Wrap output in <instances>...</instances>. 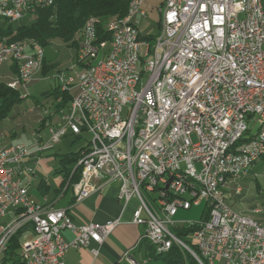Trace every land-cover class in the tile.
<instances>
[{
	"label": "built area",
	"instance_id": "2783aa9c",
	"mask_svg": "<svg viewBox=\"0 0 264 264\" xmlns=\"http://www.w3.org/2000/svg\"><path fill=\"white\" fill-rule=\"evenodd\" d=\"M163 4H169L167 26L151 41L140 32L148 18L145 0L125 28L111 27L120 31V45L94 76H86V68L105 41L98 39L94 21L76 34V62L54 79L61 93L72 83H80V90L68 114H61L47 130L46 139L37 129L29 144L10 146L0 129V220L11 216L9 223L0 225V260L10 239L26 227L33 237L20 244L19 264H64L70 250L90 242L101 245L121 224L119 217L76 226L69 209L30 198L41 159L67 134H86L89 142L75 166L78 181H66L62 190L69 188L73 204L118 183L122 211L135 202L130 224L142 228L138 241L155 252L175 247L196 264H264V219L239 220L226 198L227 192L240 195L239 182L264 150V130L250 134L243 150L233 149L241 125H254L264 117V37L254 1ZM39 5L41 0H0V18L25 19L27 11ZM157 11L160 16V8ZM5 52L0 47V69L16 70L7 86L27 99V71L38 69L41 75L44 49L16 48L12 61H5ZM138 59H145V73H136ZM48 109H39L42 119ZM173 164L183 166L184 175L174 174ZM220 166L232 169V176L216 187L213 173ZM200 205L199 222L174 220L178 211ZM188 226L195 229L189 246L179 249L183 241L172 232ZM64 231L73 234L71 241L63 240ZM159 239H166L165 249H158ZM123 259L135 263L127 254Z\"/></svg>",
	"mask_w": 264,
	"mask_h": 264
},
{
	"label": "trees",
	"instance_id": "16d2710c",
	"mask_svg": "<svg viewBox=\"0 0 264 264\" xmlns=\"http://www.w3.org/2000/svg\"><path fill=\"white\" fill-rule=\"evenodd\" d=\"M54 4L50 8L39 10L33 17H30L28 22L20 21L17 23H10L0 18V40H4L7 43H14L19 41H33L35 44L40 46L42 49L52 48L57 53V61L49 64L46 58H44L41 75L44 77L56 72H62L59 67V63L63 62L62 56H59L60 49L63 46L69 45L74 48L73 62L77 59V39L76 34L84 26L85 21L88 18H95L99 21L97 26L98 39L103 42L101 44L105 49L108 50L110 43V35L105 29V25L108 21L115 18H122L128 11L131 0H53ZM264 7V0H262ZM163 5V3H161ZM160 21L156 23L158 30L160 29ZM141 36L151 41L155 36L150 34H141ZM106 50V52H107ZM59 58V59H58ZM9 69V68H6ZM11 73L15 75L16 70L14 67H10ZM9 69V70H10ZM40 75V74H39ZM10 81V80H9ZM7 80H0V129L2 130L3 124L9 126L14 125L15 130L23 127L22 122H14V118L19 113L18 108L23 102V98L20 95L8 88ZM75 92H64L61 93L57 86H55L49 94L46 96L48 103L46 105H39L36 108L39 111L40 108H49V115L44 117L40 121V128L49 127L47 123L51 121H59L60 113L67 111L69 103L72 100V96ZM59 100V102H57ZM16 112V113H15ZM6 122V123H5ZM49 125V126H47ZM9 129V128H8ZM13 129H10V133H17ZM3 132V131H2ZM82 149L75 153H69L59 157L60 170L58 172L63 174V183L69 180V185H72L78 181L79 168L75 169V166L80 159V153ZM264 166V162L259 164L258 169L253 168L252 176L255 178L256 172ZM250 175V176H251ZM252 180V178H251ZM250 181V180H249ZM43 184H41L42 186ZM47 187L43 186V193H47ZM69 190V188H67ZM244 192V190L242 189ZM243 192H241L243 194ZM231 197V201L242 200V194ZM45 195V194H42ZM262 206H264V195L260 197ZM228 205L232 207L229 203ZM233 209V208H232ZM254 210V209H253ZM29 228H24L18 231L9 241L7 249L5 250L0 264H19V249L23 232ZM194 227H181L175 228L173 234L185 244H189V235L194 232ZM148 245L146 242L141 241L137 248ZM149 246V245H148ZM151 249H147V256L152 260H162L167 264H196L193 258L187 253H181L177 248L172 247L167 253H157ZM191 249L195 251L194 247ZM117 264V263H116Z\"/></svg>",
	"mask_w": 264,
	"mask_h": 264
},
{
	"label": "rangeland",
	"instance_id": "374dc122",
	"mask_svg": "<svg viewBox=\"0 0 264 264\" xmlns=\"http://www.w3.org/2000/svg\"><path fill=\"white\" fill-rule=\"evenodd\" d=\"M164 0H152L150 2V7L152 8L148 9V18L142 22L140 26V32L143 34H150L152 36H157L159 30L156 27V23L159 18L158 9L162 7L161 3ZM28 17L27 20H24V22H28L30 19ZM23 21V20H22ZM160 21V20H159ZM77 39V46L79 48L78 44V37L75 36ZM109 47V46H108ZM107 49H105L106 51ZM74 48L73 46H63L60 49V52L58 53L59 56H62L61 59L63 62L59 63V67L61 70L68 71L71 66L74 64L72 63ZM44 55L49 64L54 61H57V53L52 50V48H46L44 50ZM59 59V58H58ZM57 72L53 71L50 75L47 77L43 75H38L37 79L38 81L33 82L28 87V98L23 100L21 105L18 107L20 109L19 113H16L17 116L14 118L15 122H22V128L15 130L14 125L9 126L4 124L2 127L3 132H10V129L12 128L13 131L15 130L18 134L17 135H26L30 134L34 131H36L40 126V121L42 118L40 116L39 111L36 110L39 105H46L48 103V100L46 99V96L49 94V92L56 86V81L54 79V76ZM2 80V79H0ZM3 81V80H2ZM49 110V109H48ZM47 110V111H48ZM49 115V111L46 113V116ZM258 120L255 122V124L249 125V128L251 127V132L255 133L258 128ZM9 128V129H8ZM37 128V129H36ZM90 137L86 134H83L80 138L71 136L67 134L64 138L60 140L59 143L55 144L52 151H50V156L47 159H44L41 161L40 166L38 169H40L41 173L43 174L42 177L47 181L49 185V192L45 196L52 200L55 196V192L59 189L61 191L65 187V182L63 183V174L58 172L60 170L59 165V157L62 155H66L69 153H75L77 152L81 147H85L86 144L89 142ZM27 137L20 138V141L17 143H24L26 144ZM55 155V156H54ZM264 162V157H262L260 160H258L254 166L258 169L259 164ZM253 169L250 171L248 177L241 180L239 182V186L244 190L242 194V200L236 201L233 203L231 201V194L230 192H227L226 198L228 199L227 203H229L233 208L234 212L240 216H244L247 218H250L252 220H263L264 219V206H262L260 197L264 195V166L256 172L255 178L252 176ZM252 174V175H251ZM251 175V176H250ZM252 178V180H251ZM250 180V181H249ZM34 188H37V183L34 185ZM70 199V192L68 191L65 195V198L60 200L58 202V205H64L66 201ZM134 200H132L128 204V209L134 208ZM254 209V210H253ZM255 210H258V213H254ZM203 211V205H200L199 207H193L189 211H178L177 215L174 217V220L176 221H184V222H199L201 220ZM11 221V220H9ZM9 221L3 223V225L7 224ZM31 231L27 234L30 235ZM26 235V234H25ZM26 235V236H27ZM23 240V238L21 239ZM23 242V241H22ZM188 245V243H187ZM189 246V245H188ZM147 249H151L148 245L144 244V246L140 249L138 254H135L132 258L135 264H167L163 262L162 260H152L147 256ZM123 264H130L128 262H125Z\"/></svg>",
	"mask_w": 264,
	"mask_h": 264
},
{
	"label": "crops",
	"instance_id": "0c3cea01",
	"mask_svg": "<svg viewBox=\"0 0 264 264\" xmlns=\"http://www.w3.org/2000/svg\"><path fill=\"white\" fill-rule=\"evenodd\" d=\"M151 1L152 0H145L147 10L152 8V6L150 7ZM9 69H0V79L9 81L14 76L10 72L11 69ZM57 122L58 121L55 122L52 120L51 123L47 124L53 125ZM6 125H8V123ZM38 130L40 131L42 137L46 139V125L43 128H40L39 126ZM3 133L5 135V144H15L20 141V138L23 137H27L26 145L29 144L31 133L26 135H17L18 133L11 134L8 131ZM82 148L84 147H81L80 149ZM49 157H51L50 152L47 153L41 159V161ZM39 166L37 167L36 179L32 183V186L29 190L30 198L35 203L40 205L45 204L55 209H69L72 222L76 226H83L89 223L104 224L107 221L116 220L119 217L121 220V224L111 232V234L101 245L90 242L86 248L81 250H70L64 258V264H123L126 262L123 259L126 254L132 259L135 254L139 253L140 249L143 247L141 246L137 248L139 245L138 240L142 234V228L130 224L134 208L128 209L127 206L125 210L122 211V204L117 200V193L119 189L118 183H111L105 186L100 192L91 195L88 199L80 204H73L71 191L68 190L70 192V199L66 201L64 205L60 206L58 205V202L65 198V195L68 191L63 192L61 189H58L55 192V196L52 200L47 198L45 195H42L45 194L43 193V186L47 187V193L49 192L50 188L47 181L42 177L43 174L41 173L40 169H38ZM36 183L37 188H34ZM41 184L43 185L41 186ZM9 220H11V216L8 214L0 220V225H3V223ZM30 231L31 229L29 228L23 232V240H21V243L22 241L24 242L33 237L32 231L30 235H27ZM61 236L66 242H69L73 239V234L69 231L62 232ZM94 251L97 252L96 256L93 255Z\"/></svg>",
	"mask_w": 264,
	"mask_h": 264
},
{
	"label": "bare ground",
	"instance_id": "6f19581e",
	"mask_svg": "<svg viewBox=\"0 0 264 264\" xmlns=\"http://www.w3.org/2000/svg\"><path fill=\"white\" fill-rule=\"evenodd\" d=\"M254 1V13L256 15V19L258 20V25L260 26V36L264 37V7L262 0H253ZM140 0H131L128 11L126 15L122 18H115L107 22L105 25L106 31L110 35V43L107 52L105 51L104 46L98 47L91 58V62L86 68V76H94L96 71L101 68L103 64H109V58H111V51H116L118 46L120 45V31L115 30L111 27L116 28H125L132 20L136 7L138 6ZM54 4L53 0H41V5L38 8H35L32 11H27V18L33 17L39 10H43L46 8L52 7ZM169 15V4H163L160 8V28H166L167 26V17ZM26 19V18H25ZM24 19H18L16 21H8L10 23H17ZM96 23L95 25V33H97V26L99 21L95 18H88L84 26L78 33H84L85 28L88 27L89 23ZM28 48L33 49H41L40 46L35 44L33 41H19L14 43H7L4 40H0V47L2 50H6L5 52V61H12L16 58V48ZM136 73H145V59H138L136 60ZM40 74V70L38 69H29L27 71V76L25 78V86H29L31 83L34 82V79H37V76ZM8 85H11V79L8 82ZM80 90V83H72L70 86H66L64 92H75L72 96L71 102H73V98L78 96V91ZM49 111V110H48ZM46 111V113L48 112ZM61 114H68L67 111ZM253 123H245L241 125L240 133L237 135L236 140L233 142V149L234 150H243L244 146L247 145V137L252 134L251 127ZM258 128L256 131H263L264 130V117L258 119ZM249 125L251 127L249 128ZM49 126V125H47ZM52 125L47 127V130L51 129ZM21 143L10 144V146H21ZM264 157V150L257 153L255 157V164L258 160ZM173 171L176 175H184V168L180 164H173ZM232 176V169H228V166H220V168H216L213 173V180L215 181L216 187H223V179L226 177ZM230 208V207H229ZM231 209V208H230ZM258 210H255L254 213H258ZM234 216H238L239 220H252L250 218L240 216L234 212ZM166 247V239H159L158 240V249H165ZM179 249H186V244L184 242H179ZM168 251H161L160 253H167ZM135 264V263H132Z\"/></svg>",
	"mask_w": 264,
	"mask_h": 264
}]
</instances>
